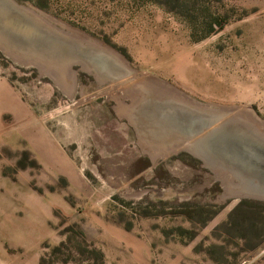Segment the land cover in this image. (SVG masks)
<instances>
[{
    "label": "rangeland",
    "instance_id": "obj_1",
    "mask_svg": "<svg viewBox=\"0 0 264 264\" xmlns=\"http://www.w3.org/2000/svg\"><path fill=\"white\" fill-rule=\"evenodd\" d=\"M18 2L123 54L134 75L264 120V0ZM72 69L70 94L0 50V257L39 264L47 246L83 235L105 264H264V200L225 196L216 170L140 122L162 149L154 159L125 82Z\"/></svg>",
    "mask_w": 264,
    "mask_h": 264
},
{
    "label": "water",
    "instance_id": "obj_2",
    "mask_svg": "<svg viewBox=\"0 0 264 264\" xmlns=\"http://www.w3.org/2000/svg\"><path fill=\"white\" fill-rule=\"evenodd\" d=\"M32 7L18 0H0V50L8 56L44 73L58 71L54 63L58 60L70 70L87 66L107 78L104 82L135 79V69L119 52L94 44L85 32H66ZM144 96L133 117L140 129V122H145L152 127L147 132L162 141L174 136L181 138L177 146L189 142L183 148L204 165L229 171L239 180L242 192L237 196L264 200V132L257 123L238 114L227 115L226 106L205 107L188 97L181 103L150 92Z\"/></svg>",
    "mask_w": 264,
    "mask_h": 264
},
{
    "label": "bare ground",
    "instance_id": "obj_3",
    "mask_svg": "<svg viewBox=\"0 0 264 264\" xmlns=\"http://www.w3.org/2000/svg\"><path fill=\"white\" fill-rule=\"evenodd\" d=\"M32 8H34L35 11H38V13H41L44 17H46L48 21H52L53 23H56L59 27L64 29L66 32L71 33L73 35H81L82 34V31H80L78 29H75V28H73L71 26H68L67 24L63 23L62 21L56 19L55 17L45 13L44 11H41L40 9H37L34 6ZM90 39H91V41H93L94 44L97 43V44L103 45L104 47H106V46L108 47V45H106V44H104V43H102V42H100V41H98L96 39H93L91 37H90ZM110 49H112V51L117 53L116 50H114L113 48H110ZM121 55L125 58V56L123 54H121ZM54 63L56 64L55 66H56V68L58 69L59 72L55 71L53 73L50 72V73H47V74L51 75L55 79V81L58 82V85H60L68 93L73 94L74 91H75V88H76V84H77L76 71L74 69L70 70V68L69 69L65 68L63 66L62 62L60 63L58 60H55ZM59 64H60V66H59ZM61 65L63 66V68H61ZM129 65H130V63H129ZM80 67H83V68L87 69V71L91 70V69H89V67L84 66V65L83 66L80 65ZM41 72H44V71L41 70ZM93 73H95V72L93 71ZM95 74H96L97 78L100 79V80H102V79L105 80L106 79V78H103V76H101V75H99L97 73H95ZM134 76L137 77V78L133 79V80H130L128 82L125 81V87H124L125 92L127 93L126 97L127 96L130 97L131 100L133 101V104H132L133 105V109H134V107L136 108V106L139 107L138 104L140 102H142V100H144V98H145L144 95L148 94V92L152 93L156 97L165 96L166 98L169 97V98H171V99H173L175 101L181 102V103L182 102L186 103L185 100L188 99V98H189V100L193 99V101H196V99L190 97L186 93H182V92L178 91V89L176 87L171 86L166 81L162 80L160 77L154 76V75L149 74V73L143 74V76H141L140 74L139 75L137 74V75H134ZM150 79L152 80V82H153V80L155 82H157V84L158 83H162L164 88L162 86L160 87L158 85L152 84ZM112 85L114 86L115 84H112ZM116 87L118 88V86H116ZM123 92H124V90H123ZM187 103H191V102L188 101ZM121 107H123V104H122ZM205 107H212V108L213 107H215V108L222 107L223 108L225 106L216 105V104H205ZM136 109H138V108H136ZM226 109H230L227 112V115L235 116L236 114H238V115H240L243 118L244 117L248 118V119L254 121L255 123H257L259 128L264 132V120H262V118H260L256 114V112L254 110H252L251 108H247V107H243V106H226ZM125 114L128 115L127 113H125ZM133 117H134V115H133ZM133 123L135 124V126H137V128L139 127V124H138L139 122L136 121V123H137L136 124L135 120H134ZM138 131H139V135H140V141H141L142 146H143V148H144V150L146 152H148L154 159H156L158 156H160V154L161 155L163 154L161 152L162 149H161L160 146H158L157 144L154 145V144H152V143H150V142H148V141H146L144 139L143 135L141 134L142 133V129L139 128ZM180 140H181V138L176 137L171 142H169V143L166 142V143H163V144H165L166 146H168V145H173L174 146L175 145L174 147H177V150H179L178 148L181 149L183 147H187L188 145H190V143L186 141L185 144H188V145H185L184 143H181L180 146L179 145L177 146V144L180 143ZM189 148H190V146H189ZM175 149L176 148H173L171 152H173ZM169 152H167L168 155H169ZM213 170L214 171L216 170L217 176L220 179H222V181L225 184V196H235V195H239L242 192V190L239 187V182L234 181L235 177H233L231 172L223 170V169H221L219 167H217V168H215Z\"/></svg>",
    "mask_w": 264,
    "mask_h": 264
},
{
    "label": "trees",
    "instance_id": "obj_4",
    "mask_svg": "<svg viewBox=\"0 0 264 264\" xmlns=\"http://www.w3.org/2000/svg\"><path fill=\"white\" fill-rule=\"evenodd\" d=\"M249 200H241V205L245 204ZM258 203H263L262 201H258ZM247 230V234L253 235V231L255 229V225L253 222L247 223L245 227ZM88 243V241L82 235V240H76L73 236H67L60 243L53 246L52 248H46L43 255L40 258L39 264H69L76 263L77 256L79 255H93V253L98 254L94 260L88 258L85 261H88L87 264H105L103 259V253L101 250H98L96 247H92V245ZM90 259V260H89Z\"/></svg>",
    "mask_w": 264,
    "mask_h": 264
},
{
    "label": "crops",
    "instance_id": "obj_5",
    "mask_svg": "<svg viewBox=\"0 0 264 264\" xmlns=\"http://www.w3.org/2000/svg\"><path fill=\"white\" fill-rule=\"evenodd\" d=\"M5 84H6V88L12 94V96L14 98L18 99V97H20V99H21V96H19L16 92H14V90L12 89V87L8 83L5 82ZM6 249H7V247H6ZM3 256L5 259V248H4ZM3 256L0 257V264H24L23 262L20 263V262H16V261H13V263H8L6 260H3ZM36 264H38V261L36 262Z\"/></svg>",
    "mask_w": 264,
    "mask_h": 264
},
{
    "label": "flooded vegetation",
    "instance_id": "obj_6",
    "mask_svg": "<svg viewBox=\"0 0 264 264\" xmlns=\"http://www.w3.org/2000/svg\"><path fill=\"white\" fill-rule=\"evenodd\" d=\"M76 66V65H75ZM84 72H86V73H88V74H90V75H93L91 72H89V71H87V70H85ZM77 75V74H76ZM77 79V78H76ZM172 86V85H171ZM178 91H180V90H178ZM180 92H182V93H184L183 91H180ZM120 111V110H119ZM203 163V162H202Z\"/></svg>",
    "mask_w": 264,
    "mask_h": 264
}]
</instances>
